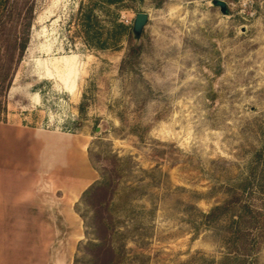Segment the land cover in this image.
Segmentation results:
<instances>
[{
    "label": "rangeland",
    "instance_id": "374dc122",
    "mask_svg": "<svg viewBox=\"0 0 264 264\" xmlns=\"http://www.w3.org/2000/svg\"><path fill=\"white\" fill-rule=\"evenodd\" d=\"M223 1L10 0L34 20L0 121V264H115L88 246L111 213L118 264H264V0ZM59 135L97 178L70 220L37 182Z\"/></svg>",
    "mask_w": 264,
    "mask_h": 264
},
{
    "label": "trees",
    "instance_id": "16d2710c",
    "mask_svg": "<svg viewBox=\"0 0 264 264\" xmlns=\"http://www.w3.org/2000/svg\"><path fill=\"white\" fill-rule=\"evenodd\" d=\"M33 11L34 7L30 5L25 12L27 17L25 16V18H23L25 22L22 23V26H20V24L16 26L14 16L18 15L20 17V15H22V9L18 8L17 2L0 0V121L5 120L8 114V94L12 87L16 70L22 62L30 43L31 27L34 20V17L32 16ZM119 27L122 32L131 35L129 26L120 23ZM94 184L95 183H92L83 192L82 198H86L93 193L90 191L95 188ZM109 203L112 205L115 204L113 199ZM227 206V204L224 206H217L210 213L205 214L206 218L211 220ZM114 219L116 218L113 213L108 217L101 215L100 223L97 226H94L95 229L100 228L102 231H105L107 235L106 239L109 240V243L102 240L104 243L101 245V243L90 241L88 246H103L104 249H107L114 255L112 263L118 264L124 257L125 247L124 243L118 242L117 240V236H120L123 233L119 231L118 224L114 222Z\"/></svg>",
    "mask_w": 264,
    "mask_h": 264
},
{
    "label": "crops",
    "instance_id": "0c3cea01",
    "mask_svg": "<svg viewBox=\"0 0 264 264\" xmlns=\"http://www.w3.org/2000/svg\"><path fill=\"white\" fill-rule=\"evenodd\" d=\"M55 137L51 143H47L54 148L61 149L65 147L64 155L54 159L53 165L55 166V174L52 179L37 180L45 187L53 188V192H64L62 199H65L64 211L70 220V215L74 211L73 206L79 200L82 193L97 179L94 169L90 165L87 154L80 152L79 157L73 156L72 150V137L70 135ZM60 139V140H59ZM45 142V141H44ZM78 192V193H74ZM55 261L56 258H55Z\"/></svg>",
    "mask_w": 264,
    "mask_h": 264
},
{
    "label": "water",
    "instance_id": "95a60500",
    "mask_svg": "<svg viewBox=\"0 0 264 264\" xmlns=\"http://www.w3.org/2000/svg\"><path fill=\"white\" fill-rule=\"evenodd\" d=\"M212 4L215 6H219L221 8V11L224 13L228 12L227 3L223 0H212ZM149 20V16L146 12H139L134 20L133 24V36L135 38H139L144 30V27L146 26L147 22Z\"/></svg>",
    "mask_w": 264,
    "mask_h": 264
}]
</instances>
